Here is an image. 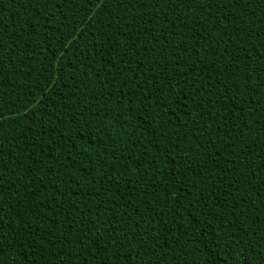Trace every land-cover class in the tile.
Listing matches in <instances>:
<instances>
[{"label": "trees", "instance_id": "obj_1", "mask_svg": "<svg viewBox=\"0 0 264 264\" xmlns=\"http://www.w3.org/2000/svg\"><path fill=\"white\" fill-rule=\"evenodd\" d=\"M0 264H264V0H0Z\"/></svg>", "mask_w": 264, "mask_h": 264}]
</instances>
